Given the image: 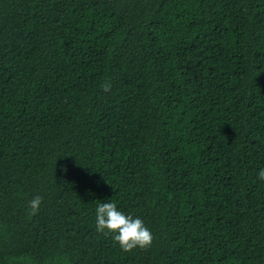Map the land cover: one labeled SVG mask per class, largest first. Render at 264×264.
Listing matches in <instances>:
<instances>
[{
  "label": "trees",
  "instance_id": "1",
  "mask_svg": "<svg viewBox=\"0 0 264 264\" xmlns=\"http://www.w3.org/2000/svg\"><path fill=\"white\" fill-rule=\"evenodd\" d=\"M260 169L264 0H0V264H264Z\"/></svg>",
  "mask_w": 264,
  "mask_h": 264
},
{
  "label": "clouds",
  "instance_id": "2",
  "mask_svg": "<svg viewBox=\"0 0 264 264\" xmlns=\"http://www.w3.org/2000/svg\"><path fill=\"white\" fill-rule=\"evenodd\" d=\"M104 92L111 90V83L102 85ZM258 179L264 180V169H260ZM42 197L34 196L28 204V216L31 218L40 210ZM95 226L98 233L104 235L113 234V239L123 251H131L134 248L147 249L153 242V234L144 221L139 217L127 215L118 210L113 202L100 203L95 210Z\"/></svg>",
  "mask_w": 264,
  "mask_h": 264
}]
</instances>
